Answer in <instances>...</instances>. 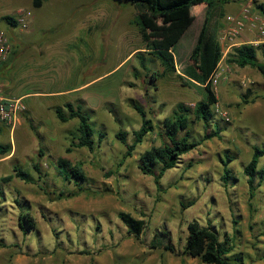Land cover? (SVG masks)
<instances>
[{"label": "rangeland", "instance_id": "obj_1", "mask_svg": "<svg viewBox=\"0 0 264 264\" xmlns=\"http://www.w3.org/2000/svg\"><path fill=\"white\" fill-rule=\"evenodd\" d=\"M258 3L264 0H233L223 14L216 11L210 27L217 29L219 42L227 17L239 14L246 5L252 7L246 13L260 15ZM21 9L35 15L27 20V27L4 20L6 15L20 17ZM139 12L127 0H47L40 8L32 0H0V27L12 41L8 59L0 62L5 70L0 82L11 96H23L28 106L14 131L0 119V139L13 146L0 159V177L15 173L16 164L33 175L31 182L15 176L4 186L0 264H206L183 252L188 223L195 219L214 225L222 238L231 237V254L242 259L238 263L264 264V182L251 197L245 173L254 146L264 149V75L231 63L228 57L222 61L225 72L213 85L221 137L206 139L186 153L157 184L154 176L142 172L139 159L162 143L159 130L147 134L127 158L126 146L116 134L125 130L132 142L134 131L142 126L133 102L141 104L156 123L171 115L178 103L194 108L205 97L204 87L186 86L179 75L193 63L207 4L174 14V18H190L178 40L172 30L160 28L162 17L155 19L157 26L148 28L150 39L144 40L136 22ZM167 36L169 44H163ZM157 47L169 51L168 61L174 56L176 71L151 54ZM258 56L264 61L262 50ZM249 88L254 100L245 104ZM29 92L35 94L24 96ZM67 102L82 103L89 111L96 129L94 150L72 147L69 132L78 121L62 122L54 110ZM192 121L193 138L202 139L203 122L194 117ZM61 157L85 171L87 179L82 183L87 192L69 194L77 190L79 181L64 180L65 172L57 168ZM227 157L232 159V178L226 183ZM259 167H264V156ZM18 199L29 205L35 229L22 230ZM121 211L145 219L140 238L129 234ZM161 229L171 233L175 252L152 246L155 232Z\"/></svg>", "mask_w": 264, "mask_h": 264}, {"label": "trees", "instance_id": "obj_2", "mask_svg": "<svg viewBox=\"0 0 264 264\" xmlns=\"http://www.w3.org/2000/svg\"><path fill=\"white\" fill-rule=\"evenodd\" d=\"M47 0H32L33 6L40 8ZM137 5L140 12L136 16V22L140 26L141 33L144 40L150 39L148 28L150 26H157L156 18H164V25L160 28L162 30H172L173 37L178 40L181 38L182 33L189 26L190 18H174V14L190 8L195 5L203 3L207 4V17L203 28L199 34L197 45L193 53V63L188 64L184 68V75H179L180 79L186 86H200L205 88L206 95L203 99L196 102L194 108H190L184 102H180L174 108L171 115L166 116L164 119L154 122L148 117L147 110L139 103L133 102V106L140 113L143 123L142 126L134 131V139L132 142L128 140V132L120 130L116 137L126 146L125 158L133 155L142 143L147 134L154 132L156 129L161 136L162 143L159 146H153L141 154L140 169L143 173L154 176L157 184H161V179L165 173L180 163L182 157L198 147L206 139L213 137H221V126L216 121L214 105L218 102V97L215 92L214 86L209 81V78L218 66L222 59L221 44L218 38L217 29L210 27V20L216 11L223 14L224 6L233 0H127ZM258 9L264 14V3L257 4ZM4 20L11 26L17 27L19 25L18 18L12 15H6ZM175 22L173 25H166L167 21ZM169 36L163 37V44H169ZM176 42V41H175ZM176 43L173 48L175 49ZM262 50L264 54L263 45L242 44L235 47L234 52L230 53L227 60L240 67L250 66L257 69L264 75V61H261L258 56V51ZM166 48L157 47L151 54L160 58L170 70L176 71L174 56L170 55V61L165 57L168 54ZM203 84H206L203 86ZM253 89L246 90L243 102L249 104L254 99L249 97L252 95ZM55 113L59 120L62 122H69L77 120V126L69 133L72 137V147H87L94 150L96 146V129L92 122L89 111L82 103L74 104L67 102L64 105H59L54 108ZM203 122L206 130L202 139L196 140L193 138L192 118ZM211 129L212 131H209ZM103 137V133L100 134ZM13 146L10 142H3L0 139V159L9 155L12 152ZM72 149L69 148L68 151ZM44 151H40L43 155ZM264 156V149L258 145L254 146V152L251 160L245 166V173L248 176V183L250 187V196L254 197L256 190L264 182V167L260 168L259 163L261 157ZM232 161L227 157L223 161L224 175L223 179L227 183L232 178L229 163ZM57 168H61L60 172H65L64 180L72 182L75 180L77 183V190L69 191V194L78 195L87 192L84 182L87 177L85 171L79 165H72L70 160L61 157L57 162ZM34 168L40 170V164L35 163ZM13 174L0 177V198L4 197L5 184H8L12 179L17 176L20 179L31 182L33 175L29 170L20 164H16ZM76 185V184H75ZM62 194L67 195L65 191ZM22 210L19 224L25 232L36 228V220L30 213V207L27 202L17 200ZM192 201L190 204H193ZM121 220L126 225L130 235L140 238L141 234L146 228L145 219H140L133 216L131 213L121 211L119 213ZM153 247H164L172 252L176 251L173 243L171 233L166 229L156 231L152 239ZM184 253L193 257H198L206 264H241L242 259L237 254H231L234 250V245L231 243V237L226 236L222 238L220 232L214 225H202L199 220H192L188 223V235L184 244ZM231 254V255H230ZM230 257V258H229ZM239 259V260H238ZM241 261V263H238Z\"/></svg>", "mask_w": 264, "mask_h": 264}, {"label": "built area", "instance_id": "obj_3", "mask_svg": "<svg viewBox=\"0 0 264 264\" xmlns=\"http://www.w3.org/2000/svg\"><path fill=\"white\" fill-rule=\"evenodd\" d=\"M252 7L246 5L239 14H231L228 18L227 26L220 38L222 59L218 66L212 72L209 81L213 85L220 82L225 68L222 67V61L230 53L234 52L235 47L242 44H252L258 46L264 43V14L249 15V9ZM18 17L19 24L27 27V20L31 17V11L21 9ZM12 49V41L7 31L0 27V62L8 59ZM206 84H203V86ZM28 106L24 97H13L6 92L4 84L0 82V119L15 130L19 116L26 111Z\"/></svg>", "mask_w": 264, "mask_h": 264}, {"label": "crops", "instance_id": "obj_4", "mask_svg": "<svg viewBox=\"0 0 264 264\" xmlns=\"http://www.w3.org/2000/svg\"><path fill=\"white\" fill-rule=\"evenodd\" d=\"M15 1H17V0H15ZM83 8H85V7H83ZM31 11V10H30ZM31 17H32V20L35 18V15H34V13H33V11H31ZM30 17V18H31ZM2 68V66H0V77L1 76H3L4 75V73H5V70L4 69H1ZM33 94H35V93H31V92H29V93H27V94H24V96H27V95H33ZM42 94V93H41ZM21 97H23V96H21Z\"/></svg>", "mask_w": 264, "mask_h": 264}]
</instances>
